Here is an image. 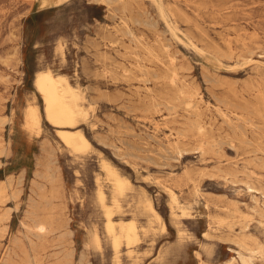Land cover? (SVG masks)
Masks as SVG:
<instances>
[{
    "label": "rangeland",
    "instance_id": "rangeland-1",
    "mask_svg": "<svg viewBox=\"0 0 264 264\" xmlns=\"http://www.w3.org/2000/svg\"><path fill=\"white\" fill-rule=\"evenodd\" d=\"M100 1L0 0V264H264V0Z\"/></svg>",
    "mask_w": 264,
    "mask_h": 264
},
{
    "label": "bare ground",
    "instance_id": "bare-ground-1",
    "mask_svg": "<svg viewBox=\"0 0 264 264\" xmlns=\"http://www.w3.org/2000/svg\"><path fill=\"white\" fill-rule=\"evenodd\" d=\"M109 1H112V0H101L100 2L101 3L105 2V4H106ZM118 1H120V0H118ZM98 3H99V1H98ZM111 4H113V3H111ZM36 87H37V89H38V91H39V93L43 99V102H44L47 121L55 127H69V126L71 127V126H73L74 122H75V112H74V109L72 108V106L70 105V103L68 102V97L72 94L71 91L73 92V90L70 89V87L68 88L66 81L64 79H62L61 77L57 78L51 71H45V72L40 73L37 76ZM227 119L228 118H226V120ZM28 125L32 129L39 128L38 114H37L36 110H34V109L30 110ZM199 129L201 132H204L205 131L204 125H203V127H202V125H200ZM58 132H59V137L62 139L63 143L68 148L72 149L73 151L81 152L82 150H84L88 147L87 141L83 137L82 134L71 133V132H66V131H58ZM111 174H113V173L111 172ZM99 197H100L101 201L103 202L104 201V194L101 191L99 192ZM170 197H171L173 202H178L177 197L172 190H170ZM107 217H108L107 230L110 234H114V227H113L112 222H111V211L107 212ZM41 220H40V222H41ZM48 228L49 227L46 224H39L36 227L37 233L39 234L40 237H42V236L47 234ZM126 237L128 239L129 244L132 242H136V227L133 223H130V225L127 227ZM113 245H114L115 249H118L119 240L117 237H114Z\"/></svg>",
    "mask_w": 264,
    "mask_h": 264
}]
</instances>
